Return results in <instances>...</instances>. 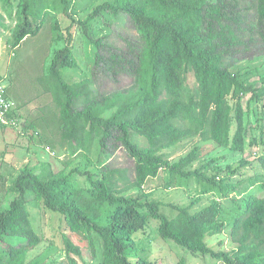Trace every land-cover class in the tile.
I'll use <instances>...</instances> for the list:
<instances>
[{"label": "trees", "instance_id": "1", "mask_svg": "<svg viewBox=\"0 0 264 264\" xmlns=\"http://www.w3.org/2000/svg\"><path fill=\"white\" fill-rule=\"evenodd\" d=\"M0 2V28L15 21L13 47L38 35L49 17L55 41L66 42L54 53L46 87L59 110L47 141L58 157L67 156L60 174L44 177L30 164L13 174L0 204V246L7 245L0 264H29V253L43 241L28 192L60 213L97 264H160L143 257L136 240L151 218L159 220L163 239L193 254L224 264H264V196L238 198L243 188L234 180L237 174L249 178L245 167L254 165L259 171L249 180L264 179V0H103L86 16L76 0ZM106 14L126 16L137 30L127 50L92 35L93 21ZM62 16L71 20L65 29ZM75 24L94 45L96 67L129 76L128 88L97 93L92 77L66 79L63 72L79 66ZM195 137L187 154L171 160L168 149ZM200 142L234 152L258 148L257 157L217 168L218 159H208ZM122 148L135 161L133 170L111 164ZM162 171L167 186L196 178L217 197L200 208L195 205L203 196L187 205L157 200L144 189ZM220 198L231 199L230 210ZM227 229L237 244L230 251L225 237L212 244ZM64 244L66 264H79L73 255L83 256L81 245L67 235Z\"/></svg>", "mask_w": 264, "mask_h": 264}, {"label": "rangeland", "instance_id": "2", "mask_svg": "<svg viewBox=\"0 0 264 264\" xmlns=\"http://www.w3.org/2000/svg\"><path fill=\"white\" fill-rule=\"evenodd\" d=\"M76 1L79 4L78 11L81 15L86 16L88 14L87 8L103 0ZM77 17L79 18V16ZM46 21L38 35L30 36L16 48L13 47L15 21L8 20L9 28H0V76L3 78V84L7 87V91L8 89L11 90L16 101L26 102L29 108H34L32 109V117L34 116L35 121H31L30 124L26 123V126H23L21 121L17 128L4 127L0 124V161L2 162L0 163V204L11 184L13 174L18 173L26 164L38 166L44 177L60 174L65 168L63 160L67 159L66 154L58 157L47 141L52 135L49 124L57 122L56 117L59 110L56 102L52 100L47 91L46 80L55 51L63 48L66 42L65 40L55 41L51 30L53 18L49 17ZM70 24V18L62 16L63 28L65 29ZM73 29L75 33L73 48L79 66L64 71L63 74L66 79L70 83H74L85 77H92L93 88L97 93H110L128 88L132 83L129 76H115L112 72L107 71L106 67H96L94 45L81 34L78 24H75ZM91 32L96 38L101 37L104 42L126 50L130 42L138 39L137 30L124 15L106 14L104 17L97 18L92 23ZM245 61L242 63L247 64ZM189 84L195 86V80L192 76L189 79ZM246 101L247 98L244 99V102ZM18 110L17 114L19 115ZM38 115L40 117H37ZM142 141L143 144H146L144 139ZM198 141L199 137H195L175 148L168 149L166 152L170 155L171 160H177L187 154ZM200 143L206 146L208 159H218L217 163L214 164L217 168L226 169L229 165L238 166L242 159L254 160L257 157L253 152L258 148L248 147L245 152H234L227 148L216 147L212 143ZM258 152L260 154V151ZM110 161L115 167H127L131 170L135 165V161L123 148L119 149ZM254 167L255 169L249 166L245 167L250 177L255 176L256 171H259L258 165H254ZM2 174H5L4 178L1 177ZM249 178L239 174L234 177L235 182L238 181V184L243 188L238 198L251 193L264 196V188L262 187L264 179L255 177L251 181ZM168 180V173L162 171L158 177L150 178L147 181L144 190L153 192V198L168 202V204L187 205L199 196H203V199L196 201L195 208L206 206L210 199L217 197L211 188L209 189L210 192L205 193L204 186L196 178L180 180L177 183L174 179L170 186H167ZM131 193L136 195L140 193V190H134ZM33 194L28 192V198L30 197L29 210L34 227H37L39 234L43 236V241L29 253L26 261L29 264L68 263L64 249V236L67 235L75 243L80 244L83 249L82 257L73 255L79 264H97L96 260L93 259L91 249L69 230L61 215H58L60 213L55 214L47 210L34 199ZM220 199L227 208L226 210H230L232 207L231 199ZM167 209L170 208L167 207ZM174 213L171 209L170 214L173 215ZM159 223V220L151 218L145 228L146 231H141L136 235L140 248L139 252L143 257L152 261L156 260L160 264H224L210 255L193 254L175 241L163 239L159 235ZM224 237L226 239L224 250L230 251L237 247V244L233 243L230 238V229L213 237L212 244H218ZM6 246V244L1 245L0 249L6 248Z\"/></svg>", "mask_w": 264, "mask_h": 264}, {"label": "built area", "instance_id": "3", "mask_svg": "<svg viewBox=\"0 0 264 264\" xmlns=\"http://www.w3.org/2000/svg\"><path fill=\"white\" fill-rule=\"evenodd\" d=\"M17 110V103L8 97L7 88L0 79V124L19 127L21 119L17 114Z\"/></svg>", "mask_w": 264, "mask_h": 264}, {"label": "crops", "instance_id": "4", "mask_svg": "<svg viewBox=\"0 0 264 264\" xmlns=\"http://www.w3.org/2000/svg\"><path fill=\"white\" fill-rule=\"evenodd\" d=\"M0 79L3 80L2 76H0ZM7 94H8V97L10 99L14 100L17 103L18 109H19L18 110L19 111V116L21 118L23 126H26L27 124H30L31 121L35 122L34 118H33L34 116L32 117V115H33L32 109H34V108L33 107L29 108L26 102L16 101L13 98V95L11 94V90L8 89ZM37 117H40V115H38Z\"/></svg>", "mask_w": 264, "mask_h": 264}]
</instances>
